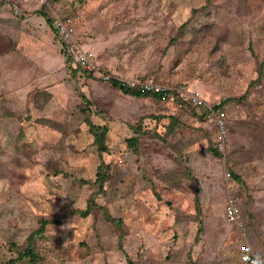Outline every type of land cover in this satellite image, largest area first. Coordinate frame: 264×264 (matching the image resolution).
Segmentation results:
<instances>
[{
  "label": "rangeland",
  "instance_id": "rangeland-1",
  "mask_svg": "<svg viewBox=\"0 0 264 264\" xmlns=\"http://www.w3.org/2000/svg\"><path fill=\"white\" fill-rule=\"evenodd\" d=\"M37 1L0 0V264H243L231 195L264 261V0H55L98 79L71 75ZM103 74L225 100L224 148L200 110Z\"/></svg>",
  "mask_w": 264,
  "mask_h": 264
},
{
  "label": "built area",
  "instance_id": "built-area-1",
  "mask_svg": "<svg viewBox=\"0 0 264 264\" xmlns=\"http://www.w3.org/2000/svg\"><path fill=\"white\" fill-rule=\"evenodd\" d=\"M39 4L48 5L47 0H38ZM56 16V15H55ZM55 26L59 38L61 39L66 56H70L73 60L83 67L87 72H100L97 66L96 55L83 45L79 44L75 37V18L55 17ZM103 79L110 81L114 77L103 74ZM117 79V78H115ZM120 81V80H119ZM124 82L130 86H139L142 91L161 93V100L169 98L171 92H175L176 96L188 102L195 109L204 114L208 122L212 123L216 128L217 146L224 148L225 136L227 132L226 126V112L221 105V101L217 100L213 103L207 102L198 91H190L186 86L179 84L174 87L163 86L161 84L152 82L150 80ZM171 96V95H170ZM228 176V175H227ZM224 217L228 222L234 223L239 230L240 244L238 247V259L243 264H264V261L259 256L258 250L248 241L246 227L242 220V211L240 207V200L236 196H229L224 210Z\"/></svg>",
  "mask_w": 264,
  "mask_h": 264
},
{
  "label": "trees",
  "instance_id": "trees-1",
  "mask_svg": "<svg viewBox=\"0 0 264 264\" xmlns=\"http://www.w3.org/2000/svg\"><path fill=\"white\" fill-rule=\"evenodd\" d=\"M55 0H47L48 2V5L46 4H42L41 5V9L39 8L37 11H34V13L36 12L37 14L39 15H42L43 18H45V22L47 23V25H49L50 28H52L53 30H55L56 34L57 33V30H56V26H55V17L58 16L60 18H66V17H73L72 14H61L60 11L58 10H55L53 12V10L51 11L50 10V7H49V4H53ZM49 8V11L47 12V9ZM74 14V13H73ZM56 15V16H55ZM74 18V17H73ZM76 24V23H75ZM59 36V35H58ZM84 47V46H83ZM62 50V53L63 55L65 56V61H66V64H67V67L71 73V75L73 76H76L78 75V73H82L83 75L87 76V77H91V78H96L98 79L99 77L97 76H94L92 72H87V70H85L83 67H81L78 63H76L72 57L70 56H66V51L65 49H63V46L61 48ZM89 50V49H88ZM110 82L114 85V86H117L121 92L123 94H126V95H131V96H136V97H142V96H147V95H153L155 96L157 99H161V93H153V92H146V91H142L139 86H130L128 84H122L121 81H119L118 79H111ZM82 92V91H81ZM81 97H82V100L83 102L81 103V105H83L82 107L80 106V110L82 112V115H83V120L84 122H86V124H88V129H89V132L94 135V142L98 144L99 148L98 150L100 152H106L107 151V147L105 146L104 144V139L106 138V135H107V130H108V126L107 125H103V126H100V125H97L95 123H93L88 116H86V113L90 112L91 111V108H90V105H91V100L82 92L80 93ZM171 95V96H170ZM169 95V99L170 98H173V104H175L176 107H181V108H193L195 109L193 106H191L188 102L186 101H183L181 99H179L177 96H176V93L175 92H171V94ZM231 98H228L227 100L230 101ZM221 105H225V100H224V103L223 101H221ZM224 108V106H223ZM225 112H226V109L224 108ZM198 118H202V119H206L204 114L201 113L198 115ZM226 120V119H225ZM133 129V132L135 131L134 127L132 125H130ZM101 129L100 132H98V130ZM105 137V138H104ZM216 137V134L214 136V142L217 143V138L215 139ZM129 143L130 144H133L135 142V137H131L128 139ZM127 142V141H126ZM213 153L215 155H220V151L219 149L214 145V148H210ZM98 174L100 172H97ZM104 181V179L102 180V182ZM242 211V209H241ZM86 211L82 212V216H85L86 215ZM61 218H58L57 220L55 221H50V220H47L45 218L41 219V222H40V228L39 230L37 231V233H42L44 228L46 227V225L50 224V223H55V224H60L61 223ZM12 245V244H11ZM259 253V251H258ZM259 256L261 257L260 253H259ZM19 258H22V257H29L30 260L34 261L35 258H36V254L34 253V250L32 248H30V245H28L26 248H25V251L23 252H20L19 255H18ZM262 259V257H261ZM128 262L130 264H133L132 261L128 260Z\"/></svg>",
  "mask_w": 264,
  "mask_h": 264
}]
</instances>
